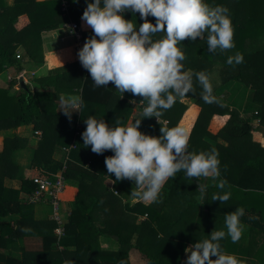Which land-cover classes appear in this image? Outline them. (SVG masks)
<instances>
[{"label": "trees", "instance_id": "16d2710c", "mask_svg": "<svg viewBox=\"0 0 264 264\" xmlns=\"http://www.w3.org/2000/svg\"><path fill=\"white\" fill-rule=\"evenodd\" d=\"M67 1L68 15H63L60 0H13L10 5L0 0V68L7 63L17 71L22 69L19 47L23 48L29 62L43 63L42 32L64 26L69 19L80 26L85 39L91 37L93 31L81 17L87 3L93 0ZM205 3L223 5L230 10L235 48L225 53H210L206 40L178 42L177 47L186 57L182 62L184 70L203 71L210 80L212 70L219 65L221 88L237 92L252 90L253 103L249 107L241 105L246 97L242 98L240 92L220 98L215 91L216 84L210 81L217 103H205L200 96L201 88L195 84V93L185 96L194 100L186 105L178 99L158 122L155 117L143 118L146 101L142 102V97L126 92L121 98L111 82L108 87H95L90 73L80 64L37 78L35 81L43 90L31 92L21 88L10 95L0 88V130L30 124L40 131L30 165L22 170L19 189L5 186L4 179L16 176L19 167L11 161V154L25 146L24 140L15 135L3 139L0 217L18 214L19 218L13 224H0V264H130L129 255L133 250L145 258L144 264H180L186 248L209 238L214 229L226 231L225 215L238 207L248 211L245 216L252 219V223L260 221L264 226L262 210L244 206L249 195L264 189V148L253 140L254 120L259 129H264V0H205ZM124 19L132 20L137 26L144 22L139 13L133 16L125 12ZM148 20L156 22L151 16ZM237 52L243 55V62L229 65L228 56ZM71 95L79 96L83 103L69 120L59 110V102L61 96ZM130 99L141 102L138 111ZM234 100H237L236 105ZM135 111L138 115L133 118ZM89 117L103 119L109 126H116L117 120L121 121V126H133L141 120L139 131L154 137L161 135V126L181 127L189 138V152L207 153L214 149L218 153L220 176L229 187L221 190L206 185L209 194L204 198L196 180H188L179 172L175 179L165 182L160 203H149L131 195L123 200L106 184L107 179L115 181L114 174H107L104 163L105 157L113 152L98 155L90 146L83 145L81 134L86 128L84 120ZM72 144L60 194L61 200L71 203V208L59 237L54 233L56 222L51 215L48 219H35V203L20 201L19 194L34 190V177L47 176L41 166L51 160L56 147ZM117 182L134 186L127 179ZM234 191L239 193L236 199ZM224 192L231 193L227 202L212 201L214 194ZM196 219L197 225L194 224ZM101 236L112 238L117 248H102ZM24 237H38L41 247L26 249L22 243ZM14 252H20V256L16 257Z\"/></svg>", "mask_w": 264, "mask_h": 264}, {"label": "clouds", "instance_id": "9594fccd", "mask_svg": "<svg viewBox=\"0 0 264 264\" xmlns=\"http://www.w3.org/2000/svg\"><path fill=\"white\" fill-rule=\"evenodd\" d=\"M139 13L144 21L137 26L124 19V13ZM155 18V24L148 20ZM81 20L93 31L86 38L77 56L81 66L91 76L95 87H108L111 82L121 98L127 93L146 101L143 118L155 117L158 122L178 99L195 93V84L201 88V99L217 103L213 86L203 71L187 72L186 57L177 47L178 42L206 40L210 53H225L235 48L230 10L223 5L211 6L205 0H93L87 3ZM243 62L237 52L228 56L229 65ZM195 78V83L194 79ZM63 113L71 120L72 113L82 106L79 96L60 97ZM82 140L85 148L95 154L105 151L109 176L115 181L133 182L131 196L149 203H160L162 188L169 179L183 172L188 180L211 178L216 187H229L220 178L218 153L188 151V135L181 127L160 128L159 137L139 131L141 120L133 126H109L103 119L89 117L84 120ZM231 198L230 192L214 194L212 201L221 204ZM245 209L238 207L224 218L225 230H213L209 238L185 249L186 264H238L225 254L220 241L230 238L239 242L244 231L241 217ZM22 231L25 229H21ZM215 257V259H212Z\"/></svg>", "mask_w": 264, "mask_h": 264}, {"label": "crops", "instance_id": "0c3cea01", "mask_svg": "<svg viewBox=\"0 0 264 264\" xmlns=\"http://www.w3.org/2000/svg\"><path fill=\"white\" fill-rule=\"evenodd\" d=\"M5 4L10 5L13 3V0H4ZM42 44L44 50V61L41 64L34 65L29 62L27 57L21 55L22 58V69L17 71L13 66L3 63L0 68V88L6 89L8 94L15 95L21 88L30 89L31 92L36 90H43L44 88L40 86L35 80L39 77H44L55 72H60L63 70H70L74 67H79V63L76 61L75 56L71 55L73 52L74 38L72 33L68 30L67 27L61 25L55 30L44 31L41 34ZM21 80V82H20ZM192 98L184 97L181 101L189 105L192 101ZM59 110L62 108V103L59 102ZM63 112V111H62ZM74 111L73 113H77ZM247 114H245L246 116ZM32 125L24 124L18 127L0 130V151L3 147V139L6 136H18L24 140L25 146L13 150L11 154V161L15 163L19 170L14 178H5L4 184L7 187L19 189L22 178V170L28 168L33 157L34 150L36 148L37 142L40 135L36 134ZM253 140L258 142L259 145L264 148V129H259L257 122H253ZM65 158L61 148H55L51 160L41 166V171L44 174L53 175L57 173L58 169L61 167L62 162ZM221 178V176H220ZM217 181L212 180L211 178H206V185L215 187ZM208 189V188H207ZM200 191L201 189L198 188ZM204 187H202L201 193H203ZM235 193V199L238 197L239 193ZM209 194V190H208ZM207 194V197H208ZM27 193L20 192L19 199L20 201H27ZM204 196V195H203ZM264 189L260 192L257 191L252 195L248 196V199L245 200V208H260L262 210V217H264ZM263 200V201H262ZM232 208V206H230ZM71 208V203L65 200H61V213L66 214ZM65 211V212H64ZM248 211L245 210V213ZM51 213H49V208L47 203H37L34 205V218L37 220L48 219ZM19 218L18 214H11L7 216L0 217V224L2 222H10L11 224L15 223ZM241 222L244 225V231L242 237L237 243H233L230 238L225 239L220 244L225 254L232 255L238 262V264H264V248L261 250L260 247H264V226L262 222L256 221L252 223V219H248L247 216L241 217ZM252 228V229H251ZM25 240L34 239L30 237H24ZM35 239L39 240L38 237ZM103 240H108V244H104ZM99 243L102 248L105 249H116L117 243L108 237L101 236L99 238ZM104 244V245H103ZM28 249V248H26ZM17 257L20 252H14ZM135 258V264H144L146 262L145 258L137 250H133L129 255ZM187 254L186 252L182 256L180 264H186ZM215 259V257H212Z\"/></svg>", "mask_w": 264, "mask_h": 264}, {"label": "built area", "instance_id": "2783aa9c", "mask_svg": "<svg viewBox=\"0 0 264 264\" xmlns=\"http://www.w3.org/2000/svg\"><path fill=\"white\" fill-rule=\"evenodd\" d=\"M62 5L63 15H68L69 3L67 0H60ZM64 26L68 28L70 33H72L74 38L73 54L76 61L80 64L77 56L78 50L83 46L85 42V37L81 32L80 26L73 20H68L64 23ZM81 65V64H80ZM135 110L138 111V107L141 102L135 101V99L129 100ZM143 110V108H142ZM80 127V125L78 126ZM36 134L40 135V131H35ZM74 145L63 146L61 150L65 155L61 167L58 169L57 173L46 177H34L33 183L35 184L34 190L27 195V202L29 203H49L51 206V219L56 222V227L54 228V233L57 236H61L63 233V223L60 219V194L63 190L65 183V169L67 168V161L69 160V152ZM116 193V191H115Z\"/></svg>", "mask_w": 264, "mask_h": 264}, {"label": "rangeland", "instance_id": "374dc122", "mask_svg": "<svg viewBox=\"0 0 264 264\" xmlns=\"http://www.w3.org/2000/svg\"><path fill=\"white\" fill-rule=\"evenodd\" d=\"M18 52L20 53V55H22V56H24V57H26L25 55H24V50H23V48L22 47H19V49H18ZM71 55H72V57H73V52H71ZM73 59H74V57H73ZM220 68V66L218 65V66H216V67H214V69L212 70V72H211V75H210V81H211V83L215 86V84H216V87H215V91H216V93L217 94H219V97L220 98H222V97H229V95L230 94H232V95H237V93L238 92H240L241 93V96H242V98L243 97H246L245 99H243L241 102L243 103V104H241V105H243V107H249L250 105H251V103H253L252 101H251V92H252V90H247V91H245L244 89H241L240 91H233V89H228V90H226V88H221L220 86H219V84H220V82H219V78H218V69ZM55 73H57V72H55ZM238 95H239V93H238ZM241 96H237V97H241ZM194 99L192 98L191 99V101H193ZM234 102H235V105L237 104L236 102H237V100H234ZM241 102H239V104L241 103ZM235 105H231V106H235ZM253 106L255 107L256 105H254L253 104ZM239 109H241V106L239 107ZM242 110V109H241ZM240 110V111H241ZM241 114L243 115V114H245V113H243V112H241ZM138 115V112L137 111H135L134 113H133V118H135L136 116ZM57 148H59V147H57ZM61 148V147H60ZM198 180H196V182H197ZM106 184H107V186L109 187V189L115 194V195H119L121 198H123V200H127L129 197H130V193H131V190H132V188H133V186H132V184L131 183H126V185L125 184H123V183H118V182H116L115 183V181H113V180H110V179H107L106 180ZM116 184V185H115ZM126 187H128V188H126ZM115 191H116V193H115ZM127 191V192H126ZM130 192V193H129ZM47 205H48V208H49V213H51V206H50V204L49 203H47ZM70 211V210H69ZM69 211L66 213V214H64L63 215V213H61L62 211H61V203H60V219L62 220V223H64V221H65V219H66V217H67V214L69 213ZM65 212V211H64ZM195 223V225H197V219L194 221ZM104 242V244L106 245V244H108L109 245V241L108 240H103ZM22 243H23V245L25 246V248H28V250H34V249H38V248H40L41 247V243H39V240L38 239H28V240H25V239H23V241H22ZM103 244V245H104ZM20 255L18 254V257H19ZM130 261L133 263V264H135V258L133 257V256H131L130 257Z\"/></svg>", "mask_w": 264, "mask_h": 264}, {"label": "water", "instance_id": "95a60500", "mask_svg": "<svg viewBox=\"0 0 264 264\" xmlns=\"http://www.w3.org/2000/svg\"><path fill=\"white\" fill-rule=\"evenodd\" d=\"M21 82V80H20ZM200 187H204V191H203V195H204V198L207 197V194H208V189L207 187H205V184H206V178H204L202 181H197L196 182ZM114 238H116V236H114Z\"/></svg>", "mask_w": 264, "mask_h": 264}]
</instances>
